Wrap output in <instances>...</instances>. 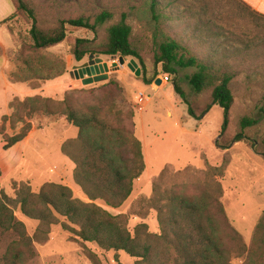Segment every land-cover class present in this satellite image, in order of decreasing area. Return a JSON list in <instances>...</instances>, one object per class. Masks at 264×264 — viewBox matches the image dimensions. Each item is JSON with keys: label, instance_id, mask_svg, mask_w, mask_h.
I'll use <instances>...</instances> for the list:
<instances>
[{"label": "rangeland", "instance_id": "1", "mask_svg": "<svg viewBox=\"0 0 264 264\" xmlns=\"http://www.w3.org/2000/svg\"><path fill=\"white\" fill-rule=\"evenodd\" d=\"M24 1L33 9L37 24L43 28L53 27L61 19L77 16L92 18L103 9L113 13V17L99 25L95 31L85 28L73 30L65 24L68 30L66 39L35 54L36 59L32 63L34 72L25 67L19 55L22 45L28 43L30 19L22 16L0 25L7 29L12 39V45L7 51L12 63L9 74L14 73L13 79L8 74L11 82L18 78L34 79L37 74L44 76L47 67L55 61L57 68H61V59L65 64L62 75L38 81V88L45 87L48 92L46 97L61 100L70 93L81 103L91 101L103 90L110 89L105 84L109 78L117 81L122 88L112 103L116 114L108 112L104 116L112 125L132 131L139 139L145 170L133 181L132 192L120 207L110 208L100 200L95 202L114 215L120 214V220L131 233H134L136 225L143 223L149 233L158 235L162 232V224L158 220L156 209L150 204L154 183L158 185L160 192L174 186L197 184L221 201L229 221L240 234L242 243L248 247L255 225L264 212V158L261 143L264 140V115L260 111V107L264 105V18L255 17L232 0H165L168 7L160 8L164 14L160 23L166 36L178 40L190 55L211 57L222 63L224 70L235 75L231 82L233 103L229 109V121L222 133L223 109L212 103L211 88L196 93L185 78L193 68H178L167 84L155 87L151 85L162 73L154 77L155 70L160 69L154 63L160 39L153 36L149 0ZM5 3L10 11L0 12V20L3 18L2 14L8 16L14 11L10 0H5ZM191 4L196 9L206 4L212 11L211 21L199 25L192 16V11L187 8ZM122 11L129 13L127 21L132 28L130 42L139 53L142 63L133 57H124V62L120 63V56L105 55L85 56L77 61L71 52L75 38L93 39L96 43L105 40L106 28L119 20ZM131 59L137 64L139 75L128 67ZM91 60L107 62L110 68L116 62V67L104 74L105 79L84 84L80 78L75 77V71L83 65H89ZM152 77L154 79L148 83L146 79ZM60 78L65 82L61 83ZM14 83L29 87L28 81ZM175 83L184 91L187 102L196 112L211 104L201 118L188 113V105L174 91ZM138 92H143L150 98L139 111L135 109V96ZM15 97L24 98L12 96L8 105ZM10 114L9 108V113L4 115L9 117ZM243 117L258 121L242 129L240 121ZM60 119H63L62 123L58 122ZM47 120H51V123L48 124ZM31 122L32 127H37L40 123H47V126L52 124L51 128L44 130L48 132L46 136H40V131H37V141L32 139L37 152L26 154L19 172L25 176L30 175L33 182L13 181L5 190L6 194L14 197V183L22 181L28 182L36 192L44 183L55 182L70 187L74 197L89 201L76 184L75 162L62 150V146H65L72 153L78 151L77 129L63 117L41 116ZM5 125L9 135L17 132L20 127L18 124L16 129H11L9 119ZM58 131H62L60 141L55 138L59 135ZM241 131L243 140L232 143L228 148L222 147L221 144ZM0 140L4 141L1 132ZM59 146L62 153L58 150ZM163 169L168 171L160 179L159 174ZM15 214L25 223L28 233L33 235L39 221L24 217L19 207H15ZM65 221L64 217L58 216V222L49 228L47 240L35 242L36 256L26 264H138L137 258L123 251L106 250L95 242L82 241L71 230L62 227Z\"/></svg>", "mask_w": 264, "mask_h": 264}, {"label": "trees", "instance_id": "2", "mask_svg": "<svg viewBox=\"0 0 264 264\" xmlns=\"http://www.w3.org/2000/svg\"><path fill=\"white\" fill-rule=\"evenodd\" d=\"M10 1L14 11L0 21V25L22 16L30 19L28 43L22 45L19 53L21 62L30 72L35 71L32 66L35 54L66 39L68 30L65 24L73 30L85 28L95 31L99 25L113 17L110 10L103 9L92 18L77 16L61 19L55 26L43 28L37 24L33 9L24 0ZM232 1L238 6L242 5L255 17L264 18L242 1ZM165 3V0H149L148 3L153 36L160 39L158 51L154 55V63L160 69L155 70L154 77L160 73L173 75L178 68H193L185 78L196 93L211 88L212 103L223 109V133L233 103L231 82L235 75L224 70L223 64L211 57L190 55L178 40L166 36L160 23L164 17L160 8L168 7ZM187 8L192 11L199 25L212 19V11L206 4L200 9H196L194 4ZM128 16V12L122 11L119 20L106 28L105 40L99 43L93 39L75 38L71 48L74 58L79 61L85 56H120L133 57L142 63L139 53L130 42L132 28L127 21ZM8 29L11 31L9 25ZM55 62L47 67L44 76L37 74L34 79L18 78L13 82L28 81L29 87L36 89L39 80L54 79L64 73V62L59 59L61 68H57ZM154 77L146 81L150 83ZM9 78H14L13 72ZM105 84L110 89L82 103L70 93L61 100L35 94L23 99L15 97L9 102L11 114L9 117L4 115L0 124L5 148L26 137L32 129L31 120L37 117H63L77 129L78 151L72 153L65 146H62V150L75 162L76 184L89 201L74 197L70 187L55 182L44 183L37 192L26 181L14 183V197L0 191V264H26L34 258L35 242L47 240L49 228L58 222V216L66 220L62 227L71 230L82 241L95 242L106 250L123 251L137 258L138 264H264V212L255 225L250 245L246 247L229 221L221 201L197 184L174 186L160 192L154 183L150 204L156 209L162 224V232L158 235L149 233L143 223L136 225L134 233H131L120 220V214L114 215L95 202L100 200L106 207H120L130 196L133 181L145 170L139 139L132 131L112 125L104 116L108 112L116 114L112 103L122 91L113 78H109ZM173 88L188 105L187 110L191 116L199 119L211 107L208 104L196 112L187 102L181 87L175 83ZM260 111L264 115V105ZM7 119L13 130L20 124L19 130L11 135L5 130ZM257 121L243 117L240 126L244 129ZM243 139L241 131L221 145L228 148ZM261 143L264 158V140ZM167 171L163 169L159 178ZM15 207H19L24 217L39 221L33 235L28 233L25 223L17 218Z\"/></svg>", "mask_w": 264, "mask_h": 264}, {"label": "crops", "instance_id": "3", "mask_svg": "<svg viewBox=\"0 0 264 264\" xmlns=\"http://www.w3.org/2000/svg\"><path fill=\"white\" fill-rule=\"evenodd\" d=\"M250 9L255 11L256 13L264 16V0H240ZM8 4L5 3V0H0V12L4 13V10L10 11L9 7L7 10ZM12 14V12L10 13ZM9 14V15H10ZM8 15V16H9ZM6 14H2L3 17L0 21L5 19ZM12 39L10 34L8 33L5 27H0V118L2 115L9 113L8 101L12 96H20L26 97L35 94H42L44 96H48V92L44 88H36L31 89L21 83H14L8 79V74L10 69L12 68L11 61L8 57L7 51L8 48L12 45ZM63 78H60L62 80ZM65 81L62 80L61 83ZM62 120V121H61ZM59 123L63 122V119L58 121ZM47 123H51V120H47ZM46 124H39V126H33L30 132L26 137H24L21 141L16 142L12 146L5 148V142L0 140V191H4L10 187L13 181H21V180H30L32 181V177L29 175L25 176L20 174L23 164L25 162V156L31 154V152H37L34 144L32 143V139H35V134L37 131H40V136L48 135L47 131H44L46 128H51L52 124L47 126ZM52 131V130H51ZM53 133H57L52 131ZM59 134V135H58ZM58 137H55L56 140L59 141L62 139V131H58ZM58 150L61 152L60 146ZM62 153V152H61ZM24 173V172H23ZM46 178V177H45ZM45 178H42L45 180ZM40 179V180H42ZM33 182V181H32ZM6 193V192H5Z\"/></svg>", "mask_w": 264, "mask_h": 264}, {"label": "water", "instance_id": "4", "mask_svg": "<svg viewBox=\"0 0 264 264\" xmlns=\"http://www.w3.org/2000/svg\"><path fill=\"white\" fill-rule=\"evenodd\" d=\"M119 61L120 63H123V57H119ZM114 67H116V62H113L110 68L107 62H94L91 60L89 65H83L75 71V77L80 78L84 84H90L94 81L105 79L106 77L104 74L109 72ZM128 67L133 71L135 70L136 74L139 75L140 70L137 68V64L134 59L130 60ZM154 82L156 84H160L161 80L157 77Z\"/></svg>", "mask_w": 264, "mask_h": 264}, {"label": "built area", "instance_id": "5", "mask_svg": "<svg viewBox=\"0 0 264 264\" xmlns=\"http://www.w3.org/2000/svg\"><path fill=\"white\" fill-rule=\"evenodd\" d=\"M161 80L160 84H156L155 82H152V86L155 87L157 85H163L167 84L171 80V75L170 74H162L158 76ZM135 109L138 111L143 109L146 103L149 101V96L145 95L143 92H138L137 95L135 96Z\"/></svg>", "mask_w": 264, "mask_h": 264}]
</instances>
